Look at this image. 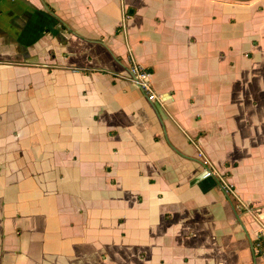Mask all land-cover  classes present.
I'll return each mask as SVG.
<instances>
[{"label": "crops", "instance_id": "obj_1", "mask_svg": "<svg viewBox=\"0 0 264 264\" xmlns=\"http://www.w3.org/2000/svg\"><path fill=\"white\" fill-rule=\"evenodd\" d=\"M257 243L264 0H0V264H261Z\"/></svg>", "mask_w": 264, "mask_h": 264}, {"label": "built area", "instance_id": "obj_2", "mask_svg": "<svg viewBox=\"0 0 264 264\" xmlns=\"http://www.w3.org/2000/svg\"><path fill=\"white\" fill-rule=\"evenodd\" d=\"M121 77L137 87L149 102L158 100V96L156 95L151 84L152 73L149 69L141 66L140 64H137L131 54L128 55L127 73ZM195 148L197 151L196 156L200 161V165L202 167V179L206 180L212 177L218 179L219 186L227 199L230 202L231 200H236V192L234 191L233 186L226 181L223 174H221L216 168H214L206 154H204V152L197 145H195ZM260 232H262V230H260ZM252 250L254 252L255 258L261 259V264H264V252L261 251L260 245L258 243L252 245Z\"/></svg>", "mask_w": 264, "mask_h": 264}]
</instances>
